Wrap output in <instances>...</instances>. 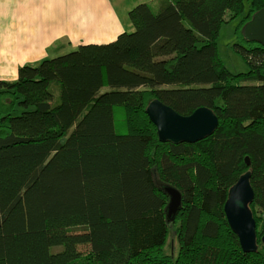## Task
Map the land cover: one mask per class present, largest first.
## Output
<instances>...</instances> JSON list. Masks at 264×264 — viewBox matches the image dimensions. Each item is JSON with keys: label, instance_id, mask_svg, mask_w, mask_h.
<instances>
[{"label": "trees", "instance_id": "1", "mask_svg": "<svg viewBox=\"0 0 264 264\" xmlns=\"http://www.w3.org/2000/svg\"><path fill=\"white\" fill-rule=\"evenodd\" d=\"M264 0H156L114 39L0 79V264H264V46L244 25ZM240 17L232 72L222 25ZM207 107L217 129L161 141L146 113ZM246 157L251 163L247 165ZM252 171L258 250L243 251L224 204ZM179 190L178 254L165 252L166 187Z\"/></svg>", "mask_w": 264, "mask_h": 264}, {"label": "crops", "instance_id": "2", "mask_svg": "<svg viewBox=\"0 0 264 264\" xmlns=\"http://www.w3.org/2000/svg\"><path fill=\"white\" fill-rule=\"evenodd\" d=\"M114 1L0 0V79L15 80L21 66L64 48L107 42L131 30L129 10L149 0H131L121 13V1Z\"/></svg>", "mask_w": 264, "mask_h": 264}, {"label": "water", "instance_id": "3", "mask_svg": "<svg viewBox=\"0 0 264 264\" xmlns=\"http://www.w3.org/2000/svg\"><path fill=\"white\" fill-rule=\"evenodd\" d=\"M243 33L249 41L264 46V8L252 15L244 25ZM146 113L155 125L159 139L173 143L196 142L211 135L219 125L218 116L210 108L200 107L189 115H182L159 99L150 102ZM246 163L250 165L249 157H246ZM251 176L252 171L248 170L239 177L230 187L224 204L228 224L246 253L258 250L257 224L250 207L255 197ZM166 191L170 196L168 219H173L181 208L182 196L179 190L170 186ZM261 240L264 245V235Z\"/></svg>", "mask_w": 264, "mask_h": 264}, {"label": "rangeland", "instance_id": "4", "mask_svg": "<svg viewBox=\"0 0 264 264\" xmlns=\"http://www.w3.org/2000/svg\"><path fill=\"white\" fill-rule=\"evenodd\" d=\"M121 3L118 4V2ZM123 1V2H122ZM131 0H115V5L118 4V10L121 13V9L125 7V4L129 3ZM150 2H156V0H149ZM147 1V2H149ZM250 0H245V11L249 8ZM123 17V16H122ZM125 18V17H124ZM240 21V17H236L229 22H226L222 25L219 39H218V53L221 59L224 61L225 65L234 73L239 72H247L249 70V65L246 61L239 55L232 47L235 42V28ZM95 42V41H92ZM102 43V42H98ZM72 49L64 48L62 53L69 52ZM58 54V52H54L48 55L45 58H51ZM44 59V58H43ZM42 61V60H41ZM41 61H38L35 64H39ZM178 223H176L175 217L173 222L170 224V230L167 238V242L165 244V252L166 254H178V239H177V228Z\"/></svg>", "mask_w": 264, "mask_h": 264}]
</instances>
